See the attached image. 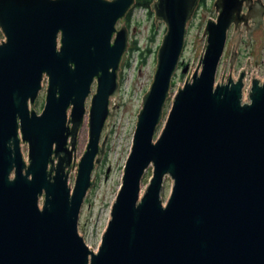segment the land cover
Segmentation results:
<instances>
[{"label": "water", "instance_id": "95a60500", "mask_svg": "<svg viewBox=\"0 0 264 264\" xmlns=\"http://www.w3.org/2000/svg\"><path fill=\"white\" fill-rule=\"evenodd\" d=\"M201 1L150 6L156 28L166 31L93 250L79 232L81 212L96 185L130 48L127 25L117 26L136 0H0V264H264V81L253 79L246 89L245 70L217 80L228 32L234 26L232 69L239 26L259 15L252 6L243 13L250 0H215L204 53L195 70L182 68L188 76L156 136ZM263 17L248 32L258 68ZM45 80L39 114L34 106ZM89 98V142L72 186Z\"/></svg>", "mask_w": 264, "mask_h": 264}, {"label": "rangeland", "instance_id": "374dc122", "mask_svg": "<svg viewBox=\"0 0 264 264\" xmlns=\"http://www.w3.org/2000/svg\"><path fill=\"white\" fill-rule=\"evenodd\" d=\"M215 0H206L204 4L200 3L195 16L190 22L188 34L186 36V46L182 55V66L176 73L173 83L175 86L172 89L171 97L167 101L164 109V118L161 125L158 127L156 136H158L163 129L165 120L168 116L172 105V97L174 92L179 87H182L187 74L181 72L182 68L186 65L190 66L193 70L196 69L202 53H204L206 46V37L204 43L200 47V42L204 36V29L209 19L216 20L217 13L213 7ZM153 13V12H152ZM258 21V20H257ZM126 24L130 32V47L135 41L141 50L150 49L145 65L140 66L138 59V52L129 54V51L124 57L122 63V71L120 73V98L116 106V110L111 122V127L107 138V147L104 157L101 162L100 168L96 166L93 172V178L96 179V185L90 190L85 203L82 207L79 232L83 237L89 235L93 231L94 235L91 240L93 250H97L100 245L102 235L107 227L112 203L118 193L122 182V175L125 163L131 150L133 135L137 123V115L141 109L142 99L145 93L149 90L155 65L157 61V51L161 45L163 36L165 34V25L162 24L157 31L153 30L155 25V16L150 15L144 8H133L130 26H128L127 20H123L118 24V29ZM251 24V23H250ZM258 25V22L255 23ZM262 27L264 30V17L262 20ZM245 28L242 29L240 35V42L237 47V57L233 63L231 69V54L235 46V31L233 27L228 32V40L224 56L221 60L217 80H221V75L226 72L227 75L233 74V78L237 79L239 73L242 70L247 72L246 75V89H250L251 82L253 79H258L261 82L264 81V32L262 44L259 52V68L255 65L252 59V53L254 51L255 42L250 40L248 33H245ZM4 39L2 32L0 31V41ZM130 49V48H129ZM130 60V65L125 67L126 61ZM95 86H93V93L95 92ZM47 80L44 81L43 91L40 93L39 98L34 106V110L37 113H41L45 104ZM248 94H245V100ZM90 99L87 100L86 108L87 113L85 116L84 125L79 133L78 144H77V156L73 160V170L70 176V183L73 186L75 177L78 171V164L86 151L89 142V107ZM107 128L103 130L101 136V142L103 143L106 137ZM25 158L27 159L28 147L24 145L22 147ZM76 164V166H75ZM152 176V168L145 173L142 181V189L145 188ZM172 187V180L167 177L164 182L163 198L166 200L170 194Z\"/></svg>", "mask_w": 264, "mask_h": 264}, {"label": "trees", "instance_id": "16d2710c", "mask_svg": "<svg viewBox=\"0 0 264 264\" xmlns=\"http://www.w3.org/2000/svg\"><path fill=\"white\" fill-rule=\"evenodd\" d=\"M153 1L154 0H136L135 7L136 8H144L146 11L149 12L150 15H153V13H152V11L150 9V6H151V4H152ZM205 2H206V0H202L201 1V4H204ZM132 12H133V9L128 13L127 18H126L127 23H128V26H130ZM153 30H154V33H155V31H157L155 25L153 26ZM135 52H138V59H139L140 66L145 65V63L147 61V58H148V55L150 54V49H148V50H141L139 48V46H138V43L134 41L131 44V47L129 49V54H133ZM129 61L130 60H128V62L126 61L125 67L130 65V62ZM181 66H182V64H181ZM174 86H175V82L173 83V87Z\"/></svg>", "mask_w": 264, "mask_h": 264}, {"label": "flooded vegetation", "instance_id": "af4514ba", "mask_svg": "<svg viewBox=\"0 0 264 264\" xmlns=\"http://www.w3.org/2000/svg\"><path fill=\"white\" fill-rule=\"evenodd\" d=\"M263 4V5H262ZM250 6H252V8H253V10H257V12L256 13H258L259 15H258V17H255V18H253V20L250 18L249 20H248V22L246 23V25H245V23L243 22L240 26H239V30L241 31V33H242V29L243 28H245L246 30H245V33H248V32H250L251 30H252V27H250V23H252V22H255V23H257L260 19H262V16L264 15V0H250V2H245L244 3V10H243V13L244 14H248L249 13V10H251L249 7ZM254 16H256V15H254ZM126 20V19H125ZM124 20V21H125ZM258 20V21H257ZM254 26V25H253ZM233 27V30L235 31V29H234V26H232ZM95 88H96V86H95Z\"/></svg>", "mask_w": 264, "mask_h": 264}, {"label": "built area", "instance_id": "2783aa9c", "mask_svg": "<svg viewBox=\"0 0 264 264\" xmlns=\"http://www.w3.org/2000/svg\"><path fill=\"white\" fill-rule=\"evenodd\" d=\"M93 235H94V233H93V231H91V232L89 233L88 236H87V235H84V236H83L84 239H85L86 244H87L91 249H92L91 240H92V238H93Z\"/></svg>", "mask_w": 264, "mask_h": 264}, {"label": "bare ground", "instance_id": "6f19581e", "mask_svg": "<svg viewBox=\"0 0 264 264\" xmlns=\"http://www.w3.org/2000/svg\"><path fill=\"white\" fill-rule=\"evenodd\" d=\"M227 75V74H226ZM248 98V97H247Z\"/></svg>", "mask_w": 264, "mask_h": 264}]
</instances>
